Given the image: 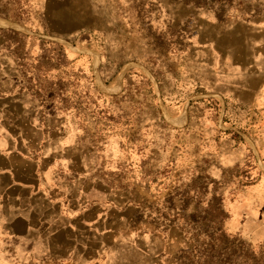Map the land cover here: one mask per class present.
Masks as SVG:
<instances>
[{
	"label": "rangeland",
	"instance_id": "obj_1",
	"mask_svg": "<svg viewBox=\"0 0 264 264\" xmlns=\"http://www.w3.org/2000/svg\"><path fill=\"white\" fill-rule=\"evenodd\" d=\"M263 28L264 0H0V58L94 198L93 264H264Z\"/></svg>",
	"mask_w": 264,
	"mask_h": 264
},
{
	"label": "crops",
	"instance_id": "obj_2",
	"mask_svg": "<svg viewBox=\"0 0 264 264\" xmlns=\"http://www.w3.org/2000/svg\"><path fill=\"white\" fill-rule=\"evenodd\" d=\"M260 37L256 34L253 43L257 53L263 50L259 60L254 54L259 85L249 95L264 98ZM34 112L0 58V264H93L98 254L90 236L96 234L94 198L75 188L72 175L66 181L68 159L59 136L49 133L46 121L34 122ZM81 229L87 238H81Z\"/></svg>",
	"mask_w": 264,
	"mask_h": 264
}]
</instances>
